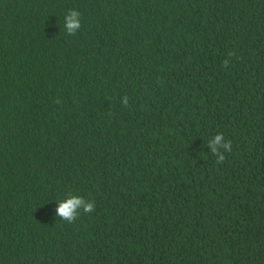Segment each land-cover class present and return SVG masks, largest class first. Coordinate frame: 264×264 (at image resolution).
<instances>
[{
    "label": "trees",
    "instance_id": "1",
    "mask_svg": "<svg viewBox=\"0 0 264 264\" xmlns=\"http://www.w3.org/2000/svg\"><path fill=\"white\" fill-rule=\"evenodd\" d=\"M0 264H264V0H0Z\"/></svg>",
    "mask_w": 264,
    "mask_h": 264
},
{
    "label": "clouds",
    "instance_id": "2",
    "mask_svg": "<svg viewBox=\"0 0 264 264\" xmlns=\"http://www.w3.org/2000/svg\"><path fill=\"white\" fill-rule=\"evenodd\" d=\"M64 27L68 35H75L81 28V14L75 9H70L64 18ZM229 53V56H232ZM229 61H224V66H228ZM56 103H60V100H56ZM129 98L124 96L122 103L124 106H128ZM211 153L216 156L217 163H223L226 159L224 153L231 152V141H225L223 134H217L213 139L209 141ZM223 150V151H221ZM96 205L94 201L85 200L81 196H72L69 194L68 198L58 203V207L55 209L56 216L62 220L67 221L69 224L76 221L81 210L85 214L94 212Z\"/></svg>",
    "mask_w": 264,
    "mask_h": 264
}]
</instances>
